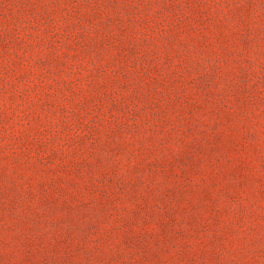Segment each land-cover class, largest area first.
<instances>
[{
	"label": "rangeland",
	"instance_id": "rangeland-1",
	"mask_svg": "<svg viewBox=\"0 0 264 264\" xmlns=\"http://www.w3.org/2000/svg\"><path fill=\"white\" fill-rule=\"evenodd\" d=\"M0 264H264V0H0Z\"/></svg>",
	"mask_w": 264,
	"mask_h": 264
}]
</instances>
